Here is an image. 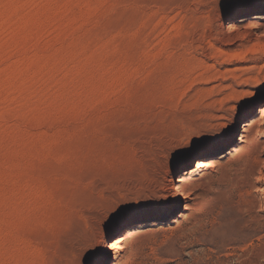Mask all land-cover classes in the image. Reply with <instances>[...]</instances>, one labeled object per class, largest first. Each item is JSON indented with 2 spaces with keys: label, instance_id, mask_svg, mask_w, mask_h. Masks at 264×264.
I'll return each mask as SVG.
<instances>
[{
  "label": "rangeland",
  "instance_id": "obj_1",
  "mask_svg": "<svg viewBox=\"0 0 264 264\" xmlns=\"http://www.w3.org/2000/svg\"><path fill=\"white\" fill-rule=\"evenodd\" d=\"M248 23L264 0H0V264H110L105 243L137 224L116 264H264V178L246 193L264 37ZM246 122L233 157L182 183L181 223L150 229L184 210L177 176ZM122 206L151 210L117 226Z\"/></svg>",
  "mask_w": 264,
  "mask_h": 264
},
{
  "label": "bare ground",
  "instance_id": "obj_2",
  "mask_svg": "<svg viewBox=\"0 0 264 264\" xmlns=\"http://www.w3.org/2000/svg\"><path fill=\"white\" fill-rule=\"evenodd\" d=\"M244 33H247L248 31H256V35L264 37V26H258L257 24L253 23H248L246 26L243 28ZM261 46V45H260ZM262 47V46H261ZM263 47H264V42H263ZM257 48V47H256ZM261 125L255 130V132L258 134L261 132V130L264 127V108L261 110ZM255 122H246L242 128L241 134L237 140V142L227 148L226 150L222 151L221 153L218 154H211V153H205L201 154L198 156V158L195 160L193 167L187 169L183 174H179L176 178V181L170 186L171 191L175 195V203L179 201V196L184 199V210L180 211L179 213H176V215L168 220L165 219H152L149 221L148 226L150 229L154 227H161V226H166L167 229H175L181 221L185 218L187 211L189 210V192H185L182 189V183L184 181L193 179L196 177L202 169L204 168L205 165H210V164H216L221 161H224L226 159H229L233 157L245 144L247 137H248V132H250V128L252 125H254ZM256 124V123H255ZM257 127V126H256ZM251 144V143H250ZM262 144H264V140L262 141ZM261 146V145H260ZM264 178V164L259 167L255 174L251 176L249 183H248V189H247V195L248 196H253L255 195L258 190L261 187V182L262 179ZM262 188V187H261ZM181 199V198H180ZM141 224H137L135 226H125L124 230H122L117 236H115L113 239L110 241H107L105 243V250L110 251L111 253V263L110 264H116V260L118 255L114 252V250L120 248L122 244L135 233L137 227H141ZM117 229V228H116Z\"/></svg>",
  "mask_w": 264,
  "mask_h": 264
},
{
  "label": "snow or ice",
  "instance_id": "obj_3",
  "mask_svg": "<svg viewBox=\"0 0 264 264\" xmlns=\"http://www.w3.org/2000/svg\"><path fill=\"white\" fill-rule=\"evenodd\" d=\"M195 147L196 146L193 145V148ZM188 151H191V149H189ZM183 154L184 153L178 152L176 155L181 156ZM149 210L151 209H149L147 206H122L113 213L112 219L116 221V225L119 226L120 222L128 216Z\"/></svg>",
  "mask_w": 264,
  "mask_h": 264
},
{
  "label": "water",
  "instance_id": "obj_4",
  "mask_svg": "<svg viewBox=\"0 0 264 264\" xmlns=\"http://www.w3.org/2000/svg\"><path fill=\"white\" fill-rule=\"evenodd\" d=\"M240 131H241V127H239L237 129V131L235 132L233 140L231 141V143H229V145L226 148H229L230 146L234 145L237 142V139L240 135ZM194 162H195V160H193L192 166H193Z\"/></svg>",
  "mask_w": 264,
  "mask_h": 264
}]
</instances>
